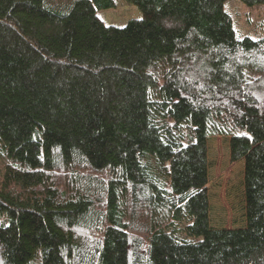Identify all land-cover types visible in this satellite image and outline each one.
Returning a JSON list of instances; mask_svg holds the SVG:
<instances>
[{"label":"trees","instance_id":"16d2710c","mask_svg":"<svg viewBox=\"0 0 264 264\" xmlns=\"http://www.w3.org/2000/svg\"><path fill=\"white\" fill-rule=\"evenodd\" d=\"M230 1L0 0V264H264V39Z\"/></svg>","mask_w":264,"mask_h":264},{"label":"rangeland","instance_id":"374dc122","mask_svg":"<svg viewBox=\"0 0 264 264\" xmlns=\"http://www.w3.org/2000/svg\"><path fill=\"white\" fill-rule=\"evenodd\" d=\"M232 1L226 4L225 11L232 19L237 37L264 39V8L257 6L251 9L239 2L236 3V0ZM115 3V9L98 13L99 19L105 26L123 27L128 21L141 18L140 12L135 7L128 6L123 0H115ZM5 163L6 158L0 147V168Z\"/></svg>","mask_w":264,"mask_h":264}]
</instances>
